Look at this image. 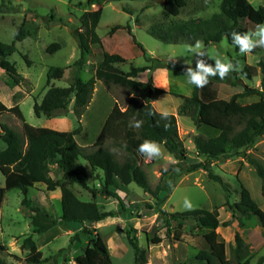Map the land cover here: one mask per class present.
Segmentation results:
<instances>
[{"label":"rangeland","instance_id":"obj_1","mask_svg":"<svg viewBox=\"0 0 264 264\" xmlns=\"http://www.w3.org/2000/svg\"><path fill=\"white\" fill-rule=\"evenodd\" d=\"M162 0H4L3 3L12 8V12L0 14V42L10 44L19 27L28 30L26 39L16 42V51L8 58L15 65L21 80L14 85L9 77L0 69V102L6 107L17 105L24 121L33 127L47 128L56 131L69 132L80 127L74 136L76 143L82 147H90L98 138L102 125L116 103L121 110L125 109L130 96L123 87L115 84H104L96 81L91 99L78 119L73 114V98L64 110H56L50 117H36L33 104L39 103L46 89V74L50 67L64 68L61 79L51 80L55 87H67L76 74L75 61L79 58V50L72 31L79 25V17L83 12L101 10V17L96 28L100 38L99 45H91L82 61L79 77L83 81L90 79L97 65L102 60V53H116L125 59L119 69L127 73L133 68L151 66L152 62L145 59L142 51L135 42L139 43L147 55L162 62L163 67L138 72L135 80L146 82L149 78L155 88L164 91L153 102L158 112H167L177 118L178 137L186 149V163H197L192 137L200 134L203 137L212 136L214 130L195 128L186 116H178L177 109L185 97L192 92V85L186 82L184 73L176 67L188 66L195 68V57L188 51V45L193 44L178 41L165 42L155 38L148 31L151 27L171 39L177 38L174 25L190 19L204 20L211 14L218 12L221 0H185L186 5L181 9L178 17H170L161 6ZM254 8L264 7V0H247ZM2 0H0L1 4ZM9 2V3H8ZM119 28L113 33V26ZM129 27L133 35L127 34L124 27ZM255 25L248 24V31ZM192 39V38H191ZM174 41V40H173ZM57 43L60 48L53 53H47L46 48ZM206 56L239 63L243 67L250 66V77L242 73L232 72L226 83L212 84L216 98L228 100L233 94H238L236 101L240 105L251 104L260 100L254 94L243 95L245 87L261 90V71L259 61L264 59V48H256L251 54L241 55L235 52L226 39L204 47ZM26 60H24V58ZM243 77V78H242ZM0 122L22 134V121L12 113L0 116ZM110 141L105 143L109 147ZM0 142V148L2 147ZM160 157L148 160L140 155L138 164L147 176L148 183L154 188L161 179V170H166L174 162L170 154L162 145ZM92 147V146H91ZM117 160H123V152L117 147H109ZM245 155L255 160L264 169V135L253 146L245 150ZM87 171V184L94 192L82 189L78 185L72 187L76 196L82 201H94L100 211L119 212L117 217L105 218L93 224L77 223L57 224L50 230L32 233V226L28 217V210L21 205L23 194L18 189L6 191L0 207V264H30L25 260L27 251L20 248L21 238L31 236L42 258L47 259L44 264H76L75 257L82 253L88 245L90 236L84 229H95V233L102 238L107 246L112 264H134L133 251L126 239V232L135 237L139 247L145 249L147 264H199L193 257L208 246L203 239L206 229H199L193 220H186L180 235L166 236L163 217L159 209L168 214L184 213L195 209L217 210L218 219L222 223L228 220L229 214L225 201L236 203L239 201L240 184L250 193L252 200L264 212V198L261 193L264 179L256 174L248 164L244 155L231 159L213 161L210 170L219 176L222 183L207 176L198 169L191 173L174 177L170 192L160 193L163 203L155 206V199L144 193L134 183L116 190L124 205L121 210L119 202L97 192L100 189L98 176L100 173L90 169L83 160L78 161ZM49 176L59 179L61 172L56 167H50ZM169 175L162 177L168 181ZM4 185V178L0 173V187ZM225 186V189L223 188ZM34 206L44 209L52 218L58 219L60 213V192L57 189L38 184L29 188L26 194ZM187 198L192 208L185 209ZM218 239L225 243L227 258H232L231 248L235 247L234 234L237 232L244 244V251L248 253L249 264H258V259L264 256V229L258 224L257 218L251 216L241 228L235 221L228 227L216 229ZM77 235V237L75 236ZM72 239V241H71Z\"/></svg>","mask_w":264,"mask_h":264},{"label":"trees","instance_id":"obj_2","mask_svg":"<svg viewBox=\"0 0 264 264\" xmlns=\"http://www.w3.org/2000/svg\"><path fill=\"white\" fill-rule=\"evenodd\" d=\"M0 4V14L12 12V8L3 3ZM9 3V2H8ZM186 5L185 0H162L163 11L170 17H178L181 9ZM101 17V10L86 11L79 17V25L72 31L79 50V58L75 61L76 74L67 87H55L51 80L61 79L64 68L50 67L46 74V86L48 87L39 103L33 104V113L36 117H50L56 110H64L73 98V114L79 119L84 108L88 105L96 81L104 84H115L126 89L130 96L127 99L124 110L115 103L109 115L105 119L100 134L96 141L89 147L79 146L74 136L79 133L80 127L72 131H56L47 128L33 127L24 121L22 113L17 105L6 107L0 102V116L12 113L22 121V134H19L8 125L0 122V173L4 178V185L0 187V207L6 191L18 189L23 194L21 205L28 210V217L32 226V233L41 234L52 229L57 222L62 224L84 223L93 224L105 218L117 217L119 212L100 211L94 201H82L74 193L72 187L80 186L82 189H93L87 184V171L85 166L78 161L86 162L92 170L100 173L98 181L100 189L97 192L116 199L123 210L122 200L116 190L134 183L142 191L155 199V206L159 207L164 201L159 197L160 193H169L175 176L191 173L202 169L210 179L222 183L219 176L213 175L210 163L231 159L244 155L248 164L256 174L264 179V169L253 159L245 155V150L264 135V59L259 61L262 81L261 90L245 87L243 95H257L260 100L251 104L240 105L236 99L238 94H233L228 100L216 98L215 89H210L212 84L226 83L228 77L221 80L210 77L209 83L203 89L192 87L189 97H185L177 109L178 116H186L195 128H209L215 134L203 137L196 134L192 137L196 156L200 159L197 163L187 164V153L182 141L178 137L177 120L173 114H168L167 119H161L152 102L163 90L155 88L151 78L146 82L135 80L138 72L162 68L161 61L147 55L142 46L135 42L130 28L124 27L127 34L132 37L137 47L151 66L133 68L124 73L119 65L125 62L119 54L102 53V60L94 70L93 76L87 81L79 77L82 70V61L91 45H99L100 38L96 34V28ZM264 23V7L254 8L247 0H221L218 12L211 14L204 20L190 19L173 26L177 38L171 39L166 33H161L155 27L149 29V33L155 38L165 42L184 41L193 44L201 40L204 47L209 44L226 39L232 31L247 32L248 24ZM119 28L115 25L111 28L113 33ZM28 30L19 27L14 35V41L10 44L0 42V69L9 77L10 81L17 85L21 80L15 65L8 58L16 51L15 43L26 39ZM192 38V39H191ZM232 46L231 39H226ZM235 52H239L232 46ZM60 48L54 43L46 48L47 53L56 52ZM26 60L25 57H23ZM209 64L213 60L205 57ZM185 72L186 66L176 67ZM250 66H244L242 75L250 77ZM151 113V115H149ZM136 121H143L140 128L133 125ZM167 125V127H165ZM156 141L174 159L166 170H161L160 182L152 188L147 176L138 164L141 155L138 146L144 140ZM110 141L109 147H117L123 152V160L116 159L114 153L105 143ZM178 161V163H177ZM56 167L61 172L59 179L49 176L50 167ZM178 169V171H177ZM169 175L168 181L162 177ZM42 184L46 187L57 189L60 192L58 219L52 218L44 209L34 206L27 199L29 188ZM225 189V186H223ZM239 201L229 203L225 201V207L230 213V219L220 222L217 210L195 209L184 213L168 214L159 209L163 217L166 236L173 234L176 238L180 235L186 220H193L199 229H206L203 239L208 249L199 251L193 260L199 264H249L248 253L244 251L243 241L239 234H234L235 247L231 248L232 258H227L225 243L218 239L216 229L228 227L233 221L237 227L245 225V221L251 216L257 218L258 224L264 229V212L252 200L249 191L240 184ZM261 193L264 198V185ZM90 236L88 245L82 253L75 257L76 264H112L108 249L95 229H84ZM77 237V235H75ZM126 239L133 251L134 264H147L145 249L138 246L134 236L126 232ZM72 241V239H71ZM20 248L26 250L25 260L30 264H44L47 259L42 258L36 243L31 236L21 238ZM258 264H264V256L258 259Z\"/></svg>","mask_w":264,"mask_h":264},{"label":"clouds","instance_id":"obj_3","mask_svg":"<svg viewBox=\"0 0 264 264\" xmlns=\"http://www.w3.org/2000/svg\"><path fill=\"white\" fill-rule=\"evenodd\" d=\"M228 38L231 39L232 46L238 49L241 55L251 54L256 48H264V23L256 24L253 30L247 32L232 31L226 37V39ZM187 47L188 51L196 59L195 68L191 67V62L186 61V65L188 66L185 68L184 76L186 77V82L195 88L203 89L206 87L210 77L218 76L221 80H224L232 72L242 73L243 71L241 64L238 62L234 64L226 58L224 60L216 58L214 63L209 64L205 58L206 52L204 51V43L201 40H196L193 45H188ZM167 115V112L162 113L161 119H167ZM142 124L143 121H136L133 127L138 129ZM137 150L148 160L158 158L162 154L160 144L147 139L138 146ZM184 207L187 210L192 208L187 198H185Z\"/></svg>","mask_w":264,"mask_h":264},{"label":"crops","instance_id":"obj_4","mask_svg":"<svg viewBox=\"0 0 264 264\" xmlns=\"http://www.w3.org/2000/svg\"><path fill=\"white\" fill-rule=\"evenodd\" d=\"M138 81V80H137ZM158 88V87H157ZM158 112V111H157ZM159 113H162V112H159ZM168 114V113H167ZM176 120H177V118H176ZM227 213L229 214V217H228V220L230 219V213L227 211ZM232 224V223H231ZM230 224V225H231Z\"/></svg>","mask_w":264,"mask_h":264}]
</instances>
